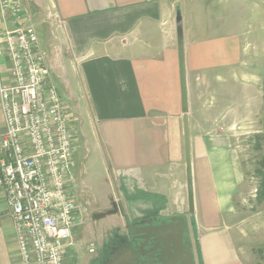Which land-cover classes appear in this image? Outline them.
Instances as JSON below:
<instances>
[{"label": "crops", "instance_id": "crops-1", "mask_svg": "<svg viewBox=\"0 0 264 264\" xmlns=\"http://www.w3.org/2000/svg\"><path fill=\"white\" fill-rule=\"evenodd\" d=\"M252 1L246 18L252 23L235 30L231 25L230 32L221 15L200 13L198 6L187 13L185 30L181 14L195 205L190 213L177 35L183 1L20 0L21 24L36 30L65 107L79 116L81 98L71 101L77 93L89 104L95 144L106 154L128 221L133 212L128 228L184 217L199 264H250L253 247L264 243V207H244L248 187L235 144L239 135L264 138V4ZM7 29L13 25L0 7V36ZM71 70L79 81L73 74L69 79ZM10 72L11 61L1 57L0 84L11 82ZM4 131L0 104V135ZM80 132L74 134L77 152L82 141L87 146ZM72 175L81 209L76 238L90 203ZM86 256L75 243L67 262ZM0 264H22L1 189Z\"/></svg>", "mask_w": 264, "mask_h": 264}, {"label": "built area", "instance_id": "built-area-1", "mask_svg": "<svg viewBox=\"0 0 264 264\" xmlns=\"http://www.w3.org/2000/svg\"><path fill=\"white\" fill-rule=\"evenodd\" d=\"M0 7L13 25L0 36V58L11 61V82L0 84V189L22 264H67L81 212L72 175L80 119L51 81L36 30L21 24L20 0Z\"/></svg>", "mask_w": 264, "mask_h": 264}, {"label": "rangeland", "instance_id": "rangeland-1", "mask_svg": "<svg viewBox=\"0 0 264 264\" xmlns=\"http://www.w3.org/2000/svg\"><path fill=\"white\" fill-rule=\"evenodd\" d=\"M179 12L185 14V30L187 29V13H192L193 7L198 6L200 13L205 10L216 15H221L227 22V27L230 30L231 25L234 29H244L247 25L252 23L251 20H246L247 16H251L250 6L254 1L252 0H182ZM263 6L264 0L260 1ZM189 6V9H187ZM195 8V7H194ZM197 10V11H198ZM182 16V15H181ZM245 18L242 20V17ZM254 25L259 22L254 20ZM183 26V23H182ZM249 27V26H248ZM245 28V31L249 30ZM74 71V70H73ZM74 75L77 81L76 72L69 73ZM71 80V79H70ZM74 80V79H73ZM61 91L63 86L58 83ZM64 92V91H63ZM78 117L80 119L79 131L85 136L87 146L81 142L80 149L76 154L73 162V174L79 185V191H83L84 197L90 204L85 206V212L82 219L83 228L80 234L74 238L78 248H83L87 255L85 261L78 264H116V259L119 257L120 250L128 246L129 243V228L128 224L134 220L133 212L127 215L129 221L126 219V212L122 210L120 192L118 190L117 181L110 173L109 164L106 154L101 148H97L98 130L94 123L90 120V108L88 102L83 98L81 93L73 96L72 102L79 100ZM261 135H247L236 136L235 144L241 153V160L243 162V169L246 177L247 192L244 193L246 202L244 207L250 208L255 203H261L259 206L264 207V198L259 196L261 191V173H264L262 163L264 161V138ZM258 147V148H257ZM256 188L258 189L257 191ZM259 201V202H257ZM81 203V202H80ZM7 204V203H6ZM82 206V205H81ZM258 206H254L253 211H256ZM189 245L194 252L195 263H198L196 254V239L192 237V231L186 234ZM83 246V247H81ZM252 246H250L251 248ZM92 250V251H91ZM253 256L255 259L249 261L250 264H264V243L253 247ZM90 251V252H89ZM92 252V253H91ZM72 258V257H71ZM115 261V262H114ZM69 258L67 264H73Z\"/></svg>", "mask_w": 264, "mask_h": 264}, {"label": "water", "instance_id": "water-1", "mask_svg": "<svg viewBox=\"0 0 264 264\" xmlns=\"http://www.w3.org/2000/svg\"><path fill=\"white\" fill-rule=\"evenodd\" d=\"M177 35L180 64V79L182 91V109L184 113V142L187 165V190L189 212L194 213L193 171L190 147V131L188 118V94L185 69V50L183 46V26L181 13L177 12ZM187 229L184 217L173 216L169 220H160L157 223L147 222V226L140 228L144 253L138 256L140 264H196L194 252L189 242L184 243V234ZM137 253V252H136ZM120 264V263H116Z\"/></svg>", "mask_w": 264, "mask_h": 264}, {"label": "flooded vegetation", "instance_id": "flooded-vegetation-1", "mask_svg": "<svg viewBox=\"0 0 264 264\" xmlns=\"http://www.w3.org/2000/svg\"><path fill=\"white\" fill-rule=\"evenodd\" d=\"M131 235L129 236V245L123 247L119 252V257L115 260L116 263L120 264H140L138 261V256L141 253H144V249L141 250L140 247L143 245V240L141 237V230L139 231L138 227L129 228ZM186 232L184 234V243H187L188 239L186 237ZM137 252V253H136ZM114 261V262H115Z\"/></svg>", "mask_w": 264, "mask_h": 264}, {"label": "trees", "instance_id": "trees-1", "mask_svg": "<svg viewBox=\"0 0 264 264\" xmlns=\"http://www.w3.org/2000/svg\"><path fill=\"white\" fill-rule=\"evenodd\" d=\"M262 138V137H261ZM258 148V147H257ZM262 166L264 168V161L262 163ZM261 191H259V196L263 197L264 198V173H261Z\"/></svg>", "mask_w": 264, "mask_h": 264}]
</instances>
